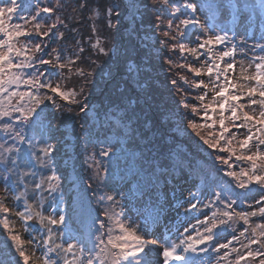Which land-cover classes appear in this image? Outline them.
<instances>
[{"label":"trees","instance_id":"16d2710c","mask_svg":"<svg viewBox=\"0 0 264 264\" xmlns=\"http://www.w3.org/2000/svg\"><path fill=\"white\" fill-rule=\"evenodd\" d=\"M18 2L24 9L21 15L25 17L34 14L37 6L57 9L51 17L42 13L40 20L43 24L50 25L56 22L58 16L67 26L58 25V31L63 32L64 37L59 40L33 38L30 47L36 43H41L43 46V43L47 42L49 49H56L63 57L61 62L73 61L70 64L71 71L66 68L62 76L53 75L54 85L59 83L62 90L75 89L77 92L84 87L85 95L88 96V102L92 106L86 118L74 105H71L70 113L64 111L65 107L70 106L68 102L57 99V103L62 105L61 109H57L50 102L45 101L37 109L40 112V116L36 118L38 123L21 125L16 122L17 130L23 129L24 135L32 140L31 151L36 155H42L40 149L45 143L55 148L53 159L58 165V174L61 176V188L58 192L50 193L46 187L42 191L33 190L34 179L38 180L50 175L47 169H31L21 163V171L16 174L20 176V190L27 189V202L34 206L35 212H42L45 216L56 214L66 216L67 228L58 226L55 229L57 233H66L59 238L60 243L73 242L68 238V232L72 236H83L85 240L90 235L93 238L99 235L96 233L98 221L107 219L103 212L109 204H112L107 200L101 204L99 202L101 196L119 193L116 196L119 204H113L111 211L120 213L123 210L120 219L135 227L138 234L147 241L149 238L140 233L138 221L148 220L150 216H157L163 212L166 192L171 196L176 191L186 190L184 194L186 200H190V193H194L203 204H209L211 201L209 207L198 205L195 210H190L188 203L185 205L182 217L186 221L191 219V228L187 233L183 231L182 234L177 233L179 234L177 243H179L185 236H195L197 231H203V225H198L197 220L203 221L205 215L211 216L217 207L221 211L224 210L223 204L215 200L214 191L218 192L221 188L229 187L236 191H244L226 175L227 167L215 159L216 150L204 145L190 128L185 130V123L194 116L184 109L183 103L178 105L180 97L176 96L177 89H183L188 93L189 98L184 102L189 105L198 104L195 97L202 93L196 89L189 90L183 81L177 79L178 75H183L192 81L194 76L186 68L175 65L194 63V60L188 53L181 57L178 51H170L171 42H166L163 37V33L168 30L165 25L170 17L166 12L158 10L152 0H84L86 7L83 8L81 0H18ZM188 2L196 4V10L193 11L178 3L183 13L178 15L181 18L191 16L199 20L200 24L195 27L189 26L185 38L176 41L183 43L185 47H196L197 42H202L207 36L226 32L227 39L224 43L213 46L211 54L218 55L219 52L229 48V44L237 49L243 40L240 32L249 31V27H253L256 31L252 30V36L246 40H251L258 31L264 38V0H188ZM113 3L120 5L116 9L120 15L118 20L113 17L112 27L108 28L106 8ZM158 17L163 23L158 22ZM12 23H22V21L13 19ZM176 23L177 21H174L173 27ZM93 27L96 29L95 32ZM170 34L176 33L173 31ZM96 39L100 40V46L111 51L110 56L100 54L95 47H92ZM21 40L23 41V38ZM258 47H264V44ZM170 58L174 60L171 70L167 64ZM205 59L206 57L202 56L196 66L204 63ZM225 62H230L229 58H225ZM78 70L92 75L85 79L77 74ZM230 75L235 76L233 73ZM203 78L208 83L207 78ZM173 79H177L175 86L171 84ZM137 80L145 81L146 94L139 91ZM49 94L51 95L50 92ZM121 96L126 101L128 97L135 101L139 96V104L132 105L135 109L134 113L129 112L132 121L126 135L116 134V127L120 126L119 121L117 117L111 115L116 111L112 103H119ZM241 102L247 103L246 98ZM96 110H99V115ZM164 112L172 113L170 119L162 115ZM123 114L119 112L117 115ZM145 121L150 122L151 131L145 128ZM112 124L116 127H112ZM207 131L202 130V134L206 135ZM90 139L100 143H89ZM105 140L108 142L103 143ZM0 144H4L5 147L15 144L22 150L21 155L26 158L30 151L27 142L20 143L3 131H0ZM113 145H118L115 154L109 157L100 154L101 149ZM0 153H4L6 157L10 155L4 152L3 148H0ZM15 155L11 154L12 158H15ZM98 165L103 183H99L95 177ZM3 168L4 165L0 164V172ZM104 168L108 169L107 174L103 172ZM235 170L240 169L236 167ZM31 171H36L35 178L31 175L24 176V173ZM4 189L5 184L0 182V201L11 209L8 216L10 227L14 232L21 234L27 243L30 237L25 231V224L17 215L23 210L24 201L11 203L13 194H6ZM251 189L243 200L232 197L237 200L233 206L235 211H251L256 207L255 201L264 193H260L255 184ZM249 205H252V208L248 207ZM12 214L17 221L12 218ZM2 219L0 216V259L10 264L9 256L15 253L5 245L7 232L2 227ZM93 221L97 223L94 224ZM250 222L251 227L254 228L256 224L264 222V219L252 217ZM19 223L23 225L22 228ZM29 225V230H34L33 235L43 234V227L38 220L30 221ZM247 226L241 221L232 230H214L218 231L219 235L212 242L213 247L207 252L194 253L196 258L202 259L201 264H234L236 253L231 252V247L238 248L241 253L246 252L247 250L242 246L248 242L245 237H241L239 242H233L227 250L230 253L227 258H224L225 250L216 252L214 246L226 243L233 234L239 235ZM246 235L250 237L251 232ZM87 247L91 248L92 245L88 244ZM252 248L255 250L258 245H252ZM27 251L35 260V264H42L41 260L36 259L41 255L38 250L29 247ZM259 259V257L249 258L248 264H259Z\"/></svg>","mask_w":264,"mask_h":264},{"label":"snow or ice","instance_id":"6c2138e0","mask_svg":"<svg viewBox=\"0 0 264 264\" xmlns=\"http://www.w3.org/2000/svg\"><path fill=\"white\" fill-rule=\"evenodd\" d=\"M152 2L158 10L166 12L170 17L165 25L168 30L163 33L165 41L171 42L170 51H178L181 57L188 53L194 60V63L175 65L179 68H186L194 76L192 81L183 75H178L177 79L183 81L189 90L196 89L202 93L195 97L198 104L189 105L184 102L189 98L188 93L183 89H177L176 96L180 97L178 105L183 103L184 109L194 116L193 119L185 123V130L190 128L204 145H207L209 149L216 150L215 159L227 167L226 175L231 177L236 182V186L244 191H236L231 187L221 188L218 192L214 191L215 200L223 204L224 210L221 211L217 207L211 216L205 215L203 221L197 220L198 225H203L202 232L197 231L195 236L187 235L179 243L166 241L165 246L162 247L155 240L147 241L138 234L135 227L120 219L123 210L120 213L111 211L113 204H119L116 199L119 193L101 196L99 200L101 204L105 200L112 204H109L103 212L107 219L98 221L99 226L96 228V233L99 235H95L94 238L90 235L85 240L83 236H72L68 232V238L73 242L55 243L56 239L66 234L55 231L58 226L67 228L66 216L63 214L45 216L42 212H35L34 206L27 202V189L20 190V176L16 174L21 171V163L31 169H47L50 175H45L38 180L34 179L33 190L42 191L46 187L50 193L58 192L61 188V176L58 174V165L53 159L55 148L53 145L45 143L44 147L40 149L42 155H36L31 151L32 140L24 135L23 129L17 130L16 122L21 125L38 123L36 118L40 116V112L37 109L45 101L50 102L57 109L62 108V105L57 103V99L68 102L70 106L65 107L64 111L70 113L71 105H74L86 118L88 112L92 110V106L88 102V96L85 95L84 87H81L77 92L75 89L62 90L59 83L54 85L53 75L62 76L63 70L66 68L71 71L70 64L73 61L61 62L63 57L56 49H49L47 42H44L43 46L41 43H36L30 47L33 38L59 40L64 37V33L58 31V25L67 26L58 16L56 22L50 25H45L40 20L42 13L51 17L57 9L37 6L34 14L25 17L21 15L24 9L21 8L18 0H0V131L20 143L27 142L30 149L26 158L21 155L22 150L15 144L9 147L0 144V148L10 154L6 157L4 153H0V164L4 165L3 171L0 172V182L5 184L4 192L6 194H13L14 201H24L23 210L19 211L17 215L25 224V231L30 237L26 243L21 234L12 230L8 219L11 209L0 201L2 227L7 232L5 245L15 253V255L9 256L10 264H21V262L22 264H35V260L27 251L29 247L40 252L41 255L36 259L41 260L42 264H155V259L150 260L148 256L159 252H162L163 264H169L170 261L186 264L189 252H207L210 247H213L212 242L219 235V232L214 230L229 231L241 221L248 226L244 227L239 235L233 234L226 243L216 244L214 250L216 252L221 249L225 250L224 258H227L230 255L227 250L233 242H239L241 237H245L248 242L242 246L247 250L246 252L241 253L238 248L231 247V252L236 253L234 264H242V262L248 264L249 258L255 259L256 257L260 258L259 264H264V222L256 224L254 228L251 227L250 222L252 217L264 219V195L255 201L256 207L248 206L252 208L251 211H235L233 206L237 200L232 199V197L240 200L246 198L254 184L258 186L260 193H264V57L257 58L259 62L255 63L254 72L248 73V68L241 66L239 78L233 79L230 73H233L236 68L235 46L219 52L218 55L211 54L213 46L223 44L227 39L226 32L209 35L202 42L198 41L196 47H185L183 43L176 41L184 39L186 29L189 26L195 27L200 24V21L191 16L181 18L178 14L183 13L178 3H182L184 7L193 11L196 10L197 5L188 2V0H159V3L157 0H152ZM81 7H86L84 0H81ZM119 7V4L113 3L106 8V26L108 28L112 27L114 16L117 20L119 19L120 13L116 11ZM13 19L22 21V23H12ZM157 20L163 23L159 17ZM174 21H177L175 27H173ZM182 28L184 30H181ZM93 31H96L95 27H93ZM173 31L176 33L175 35L170 34ZM92 47H95L100 54L111 55L110 50L100 46L99 39H96ZM81 51H83L82 48ZM53 53H55L54 56ZM45 56L51 58L45 59ZM202 56L206 57L204 63L196 66ZM225 58H229L231 62H225ZM77 59H79L78 55ZM167 64L171 70L174 60L168 59ZM248 67L251 68L252 65ZM28 69L31 71H27ZM77 74L85 79L92 75V73H86L83 70H78ZM203 77L207 78L208 83ZM177 79L171 81L173 86L177 84ZM136 83L139 91L146 94L145 81L137 80ZM22 86L23 90H21ZM117 87L119 89V85ZM44 89L48 91H42ZM210 93L211 98L209 99ZM245 98L247 103H242L241 101ZM145 102L147 103V100ZM133 103L139 104V96L135 101L131 97H128L126 101L121 96L119 103H112L116 111L111 115L117 117L120 126L116 127L115 124L111 126L116 127L117 135H126L127 130L130 129L132 116L129 112L134 113L135 111L132 107ZM96 111L99 115V110ZM119 112L124 114L118 116ZM226 113L228 114L226 115ZM162 115L170 119L172 113L164 112ZM144 126L148 131H151L150 122L145 121ZM131 130L134 131V129ZM202 130H208L207 134L203 135ZM238 134L240 135L238 136ZM107 142L105 140L103 143ZM89 143H100V141L90 139ZM117 146L101 149L100 154L109 157L115 154ZM11 154H16L15 158H12ZM160 167L163 170V165ZM236 167H239L240 170L236 171ZM99 168L98 165L95 177L99 183H103ZM103 172L107 174L108 169L104 168ZM28 175L35 178L36 171L24 173L25 177ZM190 197V200L185 201L189 204L190 210L197 209L198 205L207 208L212 203L209 201V204H203L194 193H190ZM193 200L196 202H191ZM34 220H38L43 227V234L33 235L32 231L34 230H29V222ZM93 223L95 224L97 221H93ZM184 231L187 233L188 229L185 228ZM249 232H251L250 237L246 235ZM88 244H91L92 247L88 248ZM252 245H258V248L253 250ZM146 249H149L148 253L145 252ZM0 264H8V262L0 259Z\"/></svg>","mask_w":264,"mask_h":264},{"label":"rangeland","instance_id":"374dc122","mask_svg":"<svg viewBox=\"0 0 264 264\" xmlns=\"http://www.w3.org/2000/svg\"><path fill=\"white\" fill-rule=\"evenodd\" d=\"M248 30L249 31H246L245 33L240 32L241 39L243 40L241 41V44L238 45L236 52H235L234 61L236 64V68L233 72V75H235L233 76V79L239 78L241 66L248 68V73L254 72L255 71L254 65L255 63L259 62L257 58L264 57V50L259 49L258 47L264 44L263 34L259 33L258 31L256 32L255 37H253L251 40H246L249 35L248 32L252 33V30L256 31L253 27H249ZM230 47H232V45L229 44V48ZM249 65H252V67L249 68L248 67ZM185 193H186V190H181V192L176 191L173 196L172 195L170 196L169 195L170 193L166 192V195L163 201V212L158 216H155V215L150 216L148 219L149 221H146V219L144 220V222L138 221V224H140L139 225L140 231H141L140 233L148 237L149 242L155 240L157 241L158 245L161 247L165 246L166 241L177 243V240L179 239L177 237V235L179 234L177 233H180L181 231H183L184 233L185 228L187 229L191 228L190 227L191 219L190 221L188 219L187 221L185 219L184 220L182 219V216H183L182 212L185 208V205L187 204L185 202L187 199L184 195ZM13 201L14 199H12L10 202L13 203ZM12 218L17 221L14 215L12 216ZM19 225H20V228H22L23 225H21L20 223ZM180 234H182V232ZM55 243L59 244L60 240L59 239L55 240ZM145 252L148 253L149 249H147V251ZM187 256H188V260L186 264H199V263L201 264L202 263V259L196 258L194 253L190 252V254H187ZM153 258L155 259V264H163L162 252L152 253L151 255L148 256V259L150 260ZM169 264H180V262L170 261Z\"/></svg>","mask_w":264,"mask_h":264}]
</instances>
